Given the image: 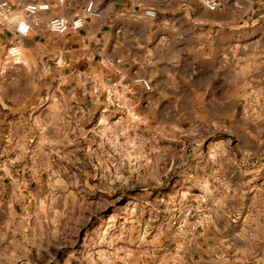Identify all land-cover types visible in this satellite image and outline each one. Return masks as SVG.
<instances>
[{"label": "rangeland", "instance_id": "obj_1", "mask_svg": "<svg viewBox=\"0 0 264 264\" xmlns=\"http://www.w3.org/2000/svg\"><path fill=\"white\" fill-rule=\"evenodd\" d=\"M252 75L247 72L244 120L231 117L218 134L207 124L199 128L200 120H182L176 135H161L159 150L148 148L125 118L102 119L94 96L85 93L93 109L78 108L74 91L53 85L41 69L0 70L6 95L21 100L23 110L70 116L69 130L39 136L43 145L24 146L29 137L23 136L22 151L0 152L6 159L0 166V264H264V246L252 248L260 252L258 263L230 248L192 244L224 197L229 208L262 211L264 222V94ZM221 133L223 158L245 160L240 176L230 164L213 165L222 158L214 145ZM202 194L209 215L193 231Z\"/></svg>", "mask_w": 264, "mask_h": 264}, {"label": "crops", "instance_id": "obj_2", "mask_svg": "<svg viewBox=\"0 0 264 264\" xmlns=\"http://www.w3.org/2000/svg\"><path fill=\"white\" fill-rule=\"evenodd\" d=\"M221 1L223 9L215 12L207 10L203 0H66L62 6L53 4L44 20L51 16L71 20L83 14L88 2L94 3L100 17L86 19L83 29L64 36L49 33L44 25L34 29L22 44V59H28V65L21 62L14 70L20 66L41 69L53 85L71 88L78 108L88 111L93 108L85 93L94 96L87 92L91 84L102 89V99L94 96L95 111L108 107L104 89L126 84L127 112L108 107L100 116L113 119L114 124L118 122L114 118L122 115L120 119L125 118L133 131L141 133L148 148L160 150L161 135H176L182 120H200L197 126L202 130L207 124L212 126V134L223 133L231 117H246L247 72H253L255 88L264 94V0ZM145 9H153L155 18L146 17ZM10 38V31L0 33V57ZM135 76H146L152 91L146 94L132 85ZM4 82L1 78L0 152L4 155L22 151L23 136L29 137L24 146L37 147L43 145L39 136L69 130L68 112L23 110L21 100L6 95ZM222 133L214 144L222 155L213 161L218 167L230 164L223 158L227 141ZM52 144L45 142L42 147L47 150ZM5 165L4 157L0 166ZM230 165L237 167L240 176L245 160ZM225 177L216 175L215 179ZM224 198L215 204L205 233L192 244L230 248L241 260L260 263V252L252 248L264 246L262 211L229 208ZM255 231L259 235L251 233ZM240 239L243 242L238 246Z\"/></svg>", "mask_w": 264, "mask_h": 264}, {"label": "built area", "instance_id": "obj_3", "mask_svg": "<svg viewBox=\"0 0 264 264\" xmlns=\"http://www.w3.org/2000/svg\"><path fill=\"white\" fill-rule=\"evenodd\" d=\"M65 2L66 0H52V2L46 0H0V33L11 32L10 41L3 55L0 57L1 72H4L8 68L13 69L21 64L23 40L34 29L44 25L49 33L64 36L68 33H76L83 29L86 19H97L100 17V12L95 9L94 3L88 2L83 14L71 20L63 16H51L44 20V16L51 11L53 4L62 6ZM203 5L210 12L220 11L224 7L221 0H203ZM144 15L149 18H155L156 12L153 9H145ZM131 84L140 87L146 94L152 91V84L146 76H135ZM120 85L118 86L115 83L104 89V102L110 108L127 112L129 107L128 94L123 89L127 85L123 83ZM101 91L102 89L98 84H93L92 94L95 97L100 98ZM114 91L118 92L117 95L109 94ZM108 107L102 108L101 112L107 111ZM121 116L119 115L118 119ZM196 201L201 206V214L200 218L195 220L191 226V230L193 231H197L203 227L204 222L208 219L210 210L208 200L203 194L198 195ZM190 214L191 211L186 213L187 218ZM176 227L182 230L185 224H178Z\"/></svg>", "mask_w": 264, "mask_h": 264}]
</instances>
